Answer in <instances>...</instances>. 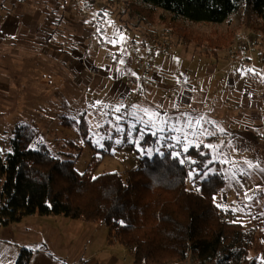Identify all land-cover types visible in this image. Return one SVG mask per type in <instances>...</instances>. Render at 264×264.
Masks as SVG:
<instances>
[{
    "label": "rangeland",
    "instance_id": "rangeland-1",
    "mask_svg": "<svg viewBox=\"0 0 264 264\" xmlns=\"http://www.w3.org/2000/svg\"><path fill=\"white\" fill-rule=\"evenodd\" d=\"M132 5L137 10L138 0H0V25L5 19L4 15L9 14L32 28L27 35L16 36L10 46H4L0 41L2 158L13 152L11 142L16 128L28 124L36 132L31 145L33 149L45 145L54 156L75 161L80 174L89 169L94 156H101L98 150H106L110 154L105 156L94 176L118 173L127 178L129 171L138 167L139 159L167 152L164 148H168V145L159 143L158 138V132L163 128L162 121L166 119L154 117L158 113V96L162 93L154 87L161 89L165 84L164 77L169 74L168 70L174 67L184 69L193 76H205L206 81L194 83L199 88L205 85L206 90L215 84L218 95L226 98L225 101L232 97V92L235 93L231 91L233 83L230 74L238 72L237 77L250 75L254 81L253 91L261 96L264 104V28L248 6L244 5L224 23L214 24L183 18L175 21L172 14L163 10H158L156 21L151 23L132 16ZM40 24L43 29H36ZM51 25L57 30L53 32ZM180 28L213 38L231 36L230 46L218 56L207 55L205 48L183 43L175 32ZM113 39L116 40L115 45L111 43ZM153 39L164 43L166 49L153 57L151 75L146 82L140 83L139 69ZM180 49L192 53L195 58L187 63L178 59ZM216 58L228 69L210 77L211 68L217 64ZM121 60L127 64L120 63ZM106 67H109L111 80L119 78L123 84L130 83L132 89L112 95V83L109 82L100 92L93 93L88 82L101 77ZM217 67L220 69L222 65ZM243 79H237L234 87L236 92H242ZM214 95L208 99L209 102H212ZM241 97L238 94L235 98L239 110L242 103L237 100ZM117 107L120 112H116ZM245 107L248 109L249 105ZM142 109L149 111L145 113ZM210 109L205 118L213 123L220 119L231 122L236 114L232 115L231 110H228L222 117L215 112L210 113ZM62 117L77 121L85 117L89 125L90 143L83 141L77 131L63 127ZM150 120L155 127L152 122H142ZM220 129L224 130L215 132L218 135L216 139L203 133L204 140L195 145L215 146L207 147L211 154V165L202 178L215 173L225 175L227 185L216 197V203L224 217L242 224L247 232L260 239L263 244L261 252H253L249 258L256 264H264V171L261 170L264 169V131L248 129L261 132V138L246 143L238 126L234 131V139H228L225 128ZM147 134L157 137V143L144 148L142 142ZM191 147L187 145L186 152L183 148V152L179 150L181 153H172L179 156L190 168V173L196 176L198 171L193 168L194 160L187 156ZM228 147L232 153L229 157L226 154ZM259 150L262 151L261 156L258 155ZM247 162H251V166ZM201 179L193 180L189 176V188L199 190ZM4 183L5 179L0 174V205ZM38 218L44 217L37 215L28 221L41 227L43 225L36 222ZM49 220L53 223L56 221ZM14 224L2 226L0 237L6 235L16 240L19 224ZM92 225H95V230L92 231L90 247L97 252L109 237L110 229L102 223ZM52 228L54 232L58 229L54 224ZM40 229L45 241L48 238L52 241L50 251L54 260L56 255L69 262L65 256L67 248H63V244L59 247V244H53L55 236L47 231V227ZM111 241L113 244L120 243L117 236H113ZM127 249L133 254L131 249ZM123 255L129 261L125 262L122 260L124 257H121V264H131V254ZM54 260L50 264H55ZM186 264H195L193 257Z\"/></svg>",
    "mask_w": 264,
    "mask_h": 264
},
{
    "label": "trees",
    "instance_id": "trees-1",
    "mask_svg": "<svg viewBox=\"0 0 264 264\" xmlns=\"http://www.w3.org/2000/svg\"><path fill=\"white\" fill-rule=\"evenodd\" d=\"M131 15L154 23L163 10L173 20L221 24L245 5L264 28V0H138ZM183 43L206 49L218 56L230 46L231 36L211 37L180 28L175 31ZM63 127L77 131L89 141L85 117L79 121L61 118ZM35 129L19 125L11 142L13 152L0 169L5 179L0 205V227L21 222L25 217L62 216L87 223H102L109 229V240L117 236L120 243L133 251L131 264H256L253 252L263 248L260 239L240 224L222 215L216 203L227 185L223 173L202 176L211 165L205 145L193 146L187 156L201 179L199 190L189 188L190 168L169 150L139 159V165L124 178L118 173L95 177L109 151H99L89 169L80 174L75 161L54 156L45 145L32 148ZM157 143L147 134L144 148ZM201 153H204L201 155ZM112 243V241H111ZM34 253L24 249L14 264H32Z\"/></svg>",
    "mask_w": 264,
    "mask_h": 264
},
{
    "label": "crops",
    "instance_id": "crops-1",
    "mask_svg": "<svg viewBox=\"0 0 264 264\" xmlns=\"http://www.w3.org/2000/svg\"><path fill=\"white\" fill-rule=\"evenodd\" d=\"M3 18L5 19L0 25V41L4 43V46H10L12 40L16 36L23 37V35H27L26 33L32 30L31 27L23 25L21 21L9 14L7 16L4 15ZM35 28H41V24L40 27ZM50 28H52L53 32L57 30V27L52 25ZM177 58L187 63L190 62V59L193 60L195 56L192 53L180 49V56ZM220 62L221 61L217 59V64L215 67L211 68L212 74L209 75L210 77H214L224 71L226 72L228 69V66H224ZM123 64H127L126 61H124ZM218 65H222V67L219 69L217 67ZM178 68L179 67H174L168 70L169 74L167 77H164L165 84L161 89L154 87L156 91L162 93L158 96V106L156 108L159 115H154V117L157 118L161 116L167 121V123H163L164 131L161 132L159 130L158 132L159 143L168 145V148H164V151L171 150L173 153L175 151L181 153L179 150L183 152V148L187 147V145L190 147L195 146L198 142L204 140V136L200 134L197 137L191 135V133L193 131L203 132L204 129L215 133L218 129L225 128V134L228 139L229 137L234 139V131L236 126H238L240 128L239 132L244 135L243 139L246 140V143L250 140L255 141L257 138H261V132L256 131H264V104H262L261 96L257 95L255 93L256 91H253L254 81L250 78V75H238L237 77L238 72L230 74V77H232L231 82L233 83L231 91L235 93L232 92V97L225 101L224 99L226 98L218 95V87H216L215 84L211 85L210 88L208 87V90H206L204 89L206 88L205 85H201V88H199L198 85L194 83L206 81L205 76H193L192 73L189 74L187 71H184V69L181 70ZM204 69L206 70L207 68L205 67ZM241 77L244 78L241 82L243 90L242 92H236L234 87L237 79H241ZM110 78L109 67H106L101 77L91 79L88 84L93 93L100 92L109 82L112 83V88L110 90L112 95L115 93L119 95L132 89L130 83L123 84L120 82L119 78L112 80ZM148 87L152 89L151 85H148ZM0 89L3 88L0 86ZM252 92L253 95L251 96ZM213 94L215 95L213 96L212 102H209L208 99L212 97ZM238 94L242 96L240 100H237V102L242 103L240 106L241 110L236 107L235 98ZM246 105H249L248 109H246ZM211 106H213V109H210ZM209 109L210 113L215 112L218 116L222 115V117L224 112L228 113V110H231L232 115L236 114L235 117L231 119V122L220 119L213 123L208 122L205 118L208 113L207 110ZM242 110L246 112L240 113ZM245 113L246 115H243ZM196 118H201L199 125L195 123ZM173 127H175L176 131L171 130ZM248 129L256 131L251 132ZM205 135H207V133H205ZM212 136H215L216 139L218 135L215 134L210 137ZM171 137H175V139H171ZM177 141H179V143ZM261 152L262 151L259 150V156H261ZM226 154H228V157L232 154L229 151V147L227 148ZM36 216L37 215H33L18 222V232L15 233L17 236L16 240H11L6 235L3 238L0 237V264H14L20 252L24 249L33 251L34 259L32 264H50V262L54 260V256L50 251L52 249V241L49 238L45 241V237L40 229L44 226L48 228V232L55 236L53 244L55 243L56 246L59 244L58 247L60 244H63V248H67L65 256H67L70 261L66 263V261L55 255V264H121V257H124L122 260L125 262L129 261L126 260L123 255L124 253H130L133 260V254L129 252L127 247L121 243L113 244L108 238L103 244L105 246L103 247L102 245L100 251H92L90 243L92 231L95 230V225H92L93 223L73 220L62 216H49L48 218L36 219L37 223L43 225L39 227L38 224L28 221ZM50 218L56 219L55 223L50 222ZM52 224L57 226L58 229H55L56 232H54ZM11 225L6 227H10ZM1 228L2 227H0V231ZM74 246L75 248H73ZM100 254H102V257H100Z\"/></svg>",
    "mask_w": 264,
    "mask_h": 264
},
{
    "label": "built area",
    "instance_id": "built-area-1",
    "mask_svg": "<svg viewBox=\"0 0 264 264\" xmlns=\"http://www.w3.org/2000/svg\"><path fill=\"white\" fill-rule=\"evenodd\" d=\"M166 49V46L164 43L157 41L156 39H153L150 42V49L145 57V59L142 61V64L139 69V77L138 81L140 83L146 82V80L151 75V70L153 69V57L160 51H164ZM253 66V65H252ZM137 94L134 95L136 97ZM4 159L0 160V169L2 167V164H4ZM139 165V164H138ZM114 241H117V239L114 238Z\"/></svg>",
    "mask_w": 264,
    "mask_h": 264
},
{
    "label": "snow or ice",
    "instance_id": "snow-or-ice-1",
    "mask_svg": "<svg viewBox=\"0 0 264 264\" xmlns=\"http://www.w3.org/2000/svg\"><path fill=\"white\" fill-rule=\"evenodd\" d=\"M111 43H112L113 45H115V44H116V40L113 39V40L111 41ZM120 63H123V61L121 60ZM115 110H116V112H120V108H119V107H117ZM142 111L145 112V113H147L149 110H148V109H142ZM154 115L158 116L159 114L157 113V114H154ZM200 119H201V118H196V119H195V123H196L197 125L200 124ZM142 122L145 123V124H148V123H150V122H152V121L150 120V121H142ZM162 122H163V123H167V121H162ZM152 123H153V126L155 127L154 122H152ZM189 123H191V122H189ZM171 130H172V131H176L175 127H173ZM160 131L163 132L164 129L161 128ZM219 131H220V132H223V129H219ZM203 133H207V135H209V136H211V135H215L214 132H210V131H208L207 129H204L203 132H196V131H193V132L191 133V135H193V136H197V137H198L200 134H203ZM153 135H155V132L153 133ZM186 135H187V134H186ZM171 139H175V137H171ZM118 142H119V141H118ZM177 142L179 143V141H177ZM205 147L214 148L215 146H214V145H205ZM187 150H188L187 148L184 149L185 152H186ZM203 154H204V153H201V155H203ZM225 159H226V158H225ZM181 163H183V161H181ZM193 163H195V161H193ZM247 163H249L250 166H251V162H247ZM261 170L264 171V169H261ZM189 175H190V178H192L193 180L196 179V176L193 175L192 173H190Z\"/></svg>",
    "mask_w": 264,
    "mask_h": 264
}]
</instances>
